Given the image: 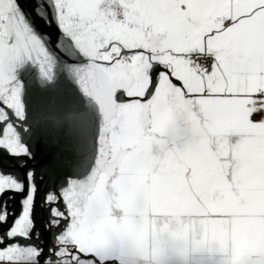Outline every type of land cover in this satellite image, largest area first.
Masks as SVG:
<instances>
[{
  "label": "snow or ice",
  "instance_id": "6c2138e0",
  "mask_svg": "<svg viewBox=\"0 0 264 264\" xmlns=\"http://www.w3.org/2000/svg\"><path fill=\"white\" fill-rule=\"evenodd\" d=\"M0 264H264V0H0Z\"/></svg>",
  "mask_w": 264,
  "mask_h": 264
},
{
  "label": "water",
  "instance_id": "95a60500",
  "mask_svg": "<svg viewBox=\"0 0 264 264\" xmlns=\"http://www.w3.org/2000/svg\"><path fill=\"white\" fill-rule=\"evenodd\" d=\"M48 31L52 32L51 29ZM55 36V33H52ZM39 90L29 85L28 98L35 102ZM67 97L58 109L45 112L41 118V132L49 144L50 159L52 154L58 153L68 161V171L86 176L92 169L95 161L93 140L96 130L94 110L85 108L78 100L80 93L75 90ZM38 200L44 195L45 183L37 176ZM38 207V206H37Z\"/></svg>",
  "mask_w": 264,
  "mask_h": 264
},
{
  "label": "flooded vegetation",
  "instance_id": "af4514ba",
  "mask_svg": "<svg viewBox=\"0 0 264 264\" xmlns=\"http://www.w3.org/2000/svg\"><path fill=\"white\" fill-rule=\"evenodd\" d=\"M43 196V194H41V197ZM38 196L36 195V203H37V217L40 218L44 215V213L40 212L39 209H40V201L38 200Z\"/></svg>",
  "mask_w": 264,
  "mask_h": 264
}]
</instances>
